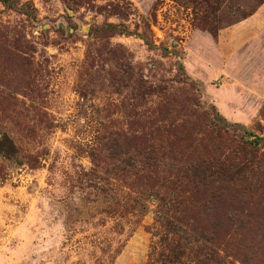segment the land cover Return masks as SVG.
<instances>
[{"label":"rangeland","instance_id":"obj_1","mask_svg":"<svg viewBox=\"0 0 264 264\" xmlns=\"http://www.w3.org/2000/svg\"><path fill=\"white\" fill-rule=\"evenodd\" d=\"M1 134L0 264H264V0L0 1Z\"/></svg>","mask_w":264,"mask_h":264},{"label":"trees","instance_id":"obj_2","mask_svg":"<svg viewBox=\"0 0 264 264\" xmlns=\"http://www.w3.org/2000/svg\"><path fill=\"white\" fill-rule=\"evenodd\" d=\"M3 4H7V0H0ZM256 2L249 5V8L247 9L246 13H251L253 11L254 6H256ZM239 20L238 19H232L227 21L225 24L227 25H231L234 23H237ZM254 140H257V138H254ZM249 145H256L258 146V144H256L254 141H250L248 142ZM16 156V150L13 147V145L10 143V141L4 136V135H0V157L6 160H11L14 159ZM32 160H28L27 161V165H32Z\"/></svg>","mask_w":264,"mask_h":264}]
</instances>
